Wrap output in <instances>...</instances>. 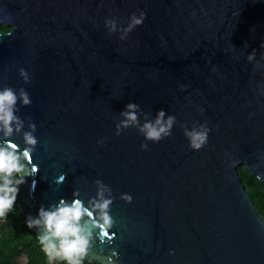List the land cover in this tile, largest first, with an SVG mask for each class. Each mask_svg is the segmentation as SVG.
<instances>
[{
    "label": "water",
    "instance_id": "water-1",
    "mask_svg": "<svg viewBox=\"0 0 264 264\" xmlns=\"http://www.w3.org/2000/svg\"><path fill=\"white\" fill-rule=\"evenodd\" d=\"M141 9L126 40L104 28ZM0 24L12 26L0 32V85H22L20 67L32 74L21 115L38 126L39 170L21 189L25 217L74 187L94 194L99 178L117 197L118 264H264V213L239 172L264 181V0H0ZM130 101L174 113L173 135L147 151L135 128L115 135ZM185 121L212 128L203 149H189Z\"/></svg>",
    "mask_w": 264,
    "mask_h": 264
},
{
    "label": "clouds",
    "instance_id": "clouds-1",
    "mask_svg": "<svg viewBox=\"0 0 264 264\" xmlns=\"http://www.w3.org/2000/svg\"><path fill=\"white\" fill-rule=\"evenodd\" d=\"M146 19L147 13L142 9L132 12L127 23L107 16L104 28L109 34L119 33V39L124 41ZM7 32L11 35L10 29ZM260 47H264V42ZM261 58L264 59V55ZM246 59L256 61L257 49L247 52ZM18 75L22 85H0V222L15 210L22 186L39 170L33 162L40 142L36 135L38 126L33 120L26 128L25 118L21 115V108L33 104L31 92L23 86L31 84L32 74L27 68L20 67ZM113 121L117 136L126 129L135 128L144 137L140 145L144 151L149 150V142L158 144L171 137L178 124L177 116L167 109L161 108L153 114L135 101L128 102L118 116H113ZM180 127L189 149L199 151L209 143L212 128L207 121H192L191 126L186 121L180 122ZM107 139V136L101 137L97 144L105 146ZM66 176L67 173L60 174L56 183L61 185ZM35 183L33 180L30 192H34ZM94 185V194H82L80 187H74L71 197H61L47 206L42 204L35 216L28 214L25 217L28 229H38L35 238L47 264H118L121 254L115 243L117 221L112 214L117 197L112 186L103 179H96ZM119 198L127 204L134 202V196L128 192L120 193ZM97 242L107 244L110 251L106 255L97 254ZM171 251L174 254V250ZM19 260L20 264H30L27 254Z\"/></svg>",
    "mask_w": 264,
    "mask_h": 264
},
{
    "label": "trees",
    "instance_id": "trees-1",
    "mask_svg": "<svg viewBox=\"0 0 264 264\" xmlns=\"http://www.w3.org/2000/svg\"><path fill=\"white\" fill-rule=\"evenodd\" d=\"M12 26L0 24V32L7 33ZM241 180L254 204L264 213V181L252 174L250 169L243 165L239 167ZM19 202V199H18ZM7 217L8 223L0 228V264H19L18 259L22 254H27L30 264H45L46 257L40 250L36 234L33 229H28L19 205ZM66 264V262H58Z\"/></svg>",
    "mask_w": 264,
    "mask_h": 264
},
{
    "label": "flooded vegetation",
    "instance_id": "flooded-vegetation-1",
    "mask_svg": "<svg viewBox=\"0 0 264 264\" xmlns=\"http://www.w3.org/2000/svg\"><path fill=\"white\" fill-rule=\"evenodd\" d=\"M21 212V211H20ZM22 213V212H21ZM22 215L24 216V214L22 213ZM24 219H25V216H24ZM8 223V220L6 219L5 221L3 222H0V228H3L4 226H6ZM22 255H25V254H22ZM21 257V256H20ZM18 263L20 264V260L18 259ZM47 264V263H45Z\"/></svg>",
    "mask_w": 264,
    "mask_h": 264
}]
</instances>
